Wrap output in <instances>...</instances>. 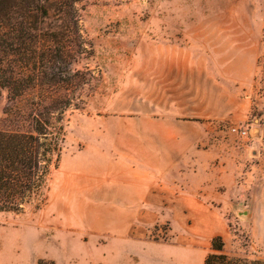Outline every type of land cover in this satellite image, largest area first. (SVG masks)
I'll return each instance as SVG.
<instances>
[{
    "label": "rangeland",
    "instance_id": "rangeland-1",
    "mask_svg": "<svg viewBox=\"0 0 264 264\" xmlns=\"http://www.w3.org/2000/svg\"><path fill=\"white\" fill-rule=\"evenodd\" d=\"M76 8L81 36L55 64L80 72L82 102L64 113L41 190L22 212H0V264H129V240L191 235L208 253L221 227L225 253L264 258V0ZM6 103L2 91L1 126L28 128ZM138 169L159 177L164 198L129 200V170L147 176Z\"/></svg>",
    "mask_w": 264,
    "mask_h": 264
},
{
    "label": "trees",
    "instance_id": "trees-1",
    "mask_svg": "<svg viewBox=\"0 0 264 264\" xmlns=\"http://www.w3.org/2000/svg\"><path fill=\"white\" fill-rule=\"evenodd\" d=\"M80 1L0 0V96L5 91L7 97L3 113L13 122L29 124L2 127L5 119L0 118V212H22L41 190L59 160L64 113L82 102L80 72L55 64L74 48L67 39L81 36ZM63 71L68 77L61 76ZM20 98L23 106L15 104ZM223 247V238L213 236L203 264H264V258L229 255Z\"/></svg>",
    "mask_w": 264,
    "mask_h": 264
},
{
    "label": "crops",
    "instance_id": "crops-1",
    "mask_svg": "<svg viewBox=\"0 0 264 264\" xmlns=\"http://www.w3.org/2000/svg\"><path fill=\"white\" fill-rule=\"evenodd\" d=\"M152 167L151 172L158 171V162ZM137 173H145L147 176H135L132 170H129V200H159L164 198L165 192L160 187L161 181L159 177L149 176L143 169H138ZM135 212L129 213V234L135 223L138 226L142 225L141 221H136V215L139 213L142 218L143 213L140 214V209L138 212ZM203 225L207 229H215L214 225H209L207 221H204ZM193 227H195L194 223ZM223 234L224 232L221 227L220 230L213 231L211 237L215 235L223 236ZM138 241L134 243L132 240H129V254H127L129 256V264H203V260L208 251V244L202 243L201 240H198L197 237H193L192 235L187 240V243L180 244H166L160 241Z\"/></svg>",
    "mask_w": 264,
    "mask_h": 264
},
{
    "label": "built area",
    "instance_id": "built-area-1",
    "mask_svg": "<svg viewBox=\"0 0 264 264\" xmlns=\"http://www.w3.org/2000/svg\"><path fill=\"white\" fill-rule=\"evenodd\" d=\"M231 130L233 132L240 133V134H245L246 133V130L240 129V128H237V127H232Z\"/></svg>",
    "mask_w": 264,
    "mask_h": 264
}]
</instances>
